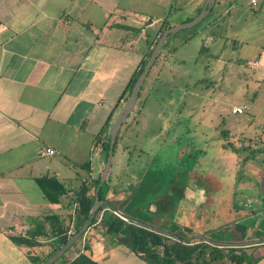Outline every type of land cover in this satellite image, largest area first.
<instances>
[{"label":"crops","instance_id":"1","mask_svg":"<svg viewBox=\"0 0 264 264\" xmlns=\"http://www.w3.org/2000/svg\"><path fill=\"white\" fill-rule=\"evenodd\" d=\"M205 1L0 0V264H33L28 252L44 257L51 251L55 238L48 224L46 236L31 248L10 238L26 236L47 216L58 215L69 233L75 230L77 205L70 199L82 183L100 177L106 161L102 144L128 100L134 73L163 27L189 21ZM261 67L264 60L251 69ZM47 148L55 153L48 154ZM225 150L206 155L205 165L194 166L192 173L195 168L207 172L208 183L221 184L239 166L238 155ZM133 172L128 162L113 173L109 169L105 199L117 209L128 210L138 193L148 197V187ZM149 176L157 188L158 175ZM48 177L67 191L58 202H49L40 187L38 179ZM248 220L242 233L253 237L262 221L259 216ZM203 221L195 223L194 232L213 224ZM263 233L258 229L254 240H264ZM253 249L260 257L256 264H264V243ZM78 252L97 264L119 252L144 260L124 235L105 233L97 219L60 264H68Z\"/></svg>","mask_w":264,"mask_h":264},{"label":"rangeland","instance_id":"2","mask_svg":"<svg viewBox=\"0 0 264 264\" xmlns=\"http://www.w3.org/2000/svg\"><path fill=\"white\" fill-rule=\"evenodd\" d=\"M251 1L215 0L198 24L167 38L133 111L117 132L111 173L128 162L129 173L142 177L147 188L149 175L157 174L166 184L173 172L203 167L206 155L236 147L242 158L249 156L239 163V179L253 183V173L264 174V69L247 64L264 60V0L256 5ZM235 106L244 112L232 113ZM253 139L260 148L243 150V142ZM226 201L218 212L224 217L232 215ZM179 204L183 206L182 200ZM253 257L242 264H256ZM100 263L149 264L124 252L105 256Z\"/></svg>","mask_w":264,"mask_h":264},{"label":"trees","instance_id":"3","mask_svg":"<svg viewBox=\"0 0 264 264\" xmlns=\"http://www.w3.org/2000/svg\"><path fill=\"white\" fill-rule=\"evenodd\" d=\"M164 26L163 28L166 29ZM162 32V31H161ZM151 53V50L149 54ZM146 58L142 60V63L138 70L134 73L132 80L129 83V92L132 89V86L139 76L145 62ZM103 152L105 158L107 157V152L109 148V137L103 142ZM197 180L207 179L206 173L197 172L195 175ZM41 189L46 197V199L55 203L58 202L59 198L67 193L65 187L55 178H39L38 179ZM99 176L95 178L91 183H82L75 191L73 197L70 199L71 202L77 205V213L76 216L79 219L76 224V228L72 233H69L68 225L64 224L58 217V215H51L45 217L41 222L37 223L30 231L27 232L26 236L21 235H11L10 238L14 244L18 246L25 247H33L39 244L38 239L46 236L47 232L45 231L46 224H48V231L52 237H54V241L52 244L51 251L45 255L44 257H39L37 255L27 253L28 259L33 264H41L44 260H46L49 256H51L55 251L73 234L78 228L83 224L85 218L88 215V212L93 204L95 188L98 184ZM105 191H106V180L101 186L99 190L100 199H105ZM181 194V192H180ZM139 200L134 199L130 201L131 204L142 202L147 198H144L141 193L137 194ZM135 211L143 210V205H138ZM169 208H167L168 211ZM122 213L131 216L139 221L147 223L151 226H154L159 229H166V225L170 222L167 220L165 224L157 223L151 220H146L144 218L138 217L136 214L127 213L128 210L123 211L118 209ZM166 211V212H167ZM161 212V211H160ZM102 213V217L100 219V225L103 227L105 233L109 234H122L125 236L127 244L130 246L132 251L139 256L140 258L147 261L149 264H214L217 261L221 263L223 261L232 262V264H242L245 262V259L248 260V256L253 255L252 251L244 252L243 249L245 247L239 248H224V247H216L211 244H208L202 240L192 239L187 243H184V239L193 234V231L185 228L183 232L170 231L171 233L177 235L179 240L168 237L165 234H160L155 231H151L147 228L138 226L134 223L128 222L112 211L107 209L106 207H100L95 217L92 221H94L99 217ZM153 215H150L152 217ZM83 235L79 238L81 239ZM78 239V240H79ZM77 240V241H78ZM75 241L69 248H72L76 245ZM85 248H87L85 246ZM252 248V247H249ZM229 252H224L225 250ZM67 250V251H68ZM234 250H239L240 253L237 254ZM64 254L53 264H60V261ZM259 258L253 257V262H257ZM68 264H97L95 260L89 257L84 252H78V254L68 263ZM253 264V263H249Z\"/></svg>","mask_w":264,"mask_h":264},{"label":"flooded vegetation","instance_id":"4","mask_svg":"<svg viewBox=\"0 0 264 264\" xmlns=\"http://www.w3.org/2000/svg\"><path fill=\"white\" fill-rule=\"evenodd\" d=\"M255 140L257 141V139L250 140L249 144L243 142V150L246 147H249L251 151L256 152L260 147ZM253 146H255V148H252ZM261 150H263L262 147ZM232 151H234L239 157L238 164L245 159H249V156H246L247 158H242L236 147H233ZM196 168L194 173H192L194 170L193 165L188 168L185 173H182L180 170L173 172L168 181H165L166 184L160 181L157 188L152 186L153 184L151 180V184L148 187L149 190L147 191L148 202L146 200L135 204L132 202V204H129L130 206H128L129 213L136 214L138 217L146 220H151V218H153V221L162 224H165L167 220H169L170 222L166 225V229L164 230L169 232L172 230L178 233H182L185 228L193 231V227L198 219L206 220L202 222L203 225L207 224L208 220H211L213 221V224L208 228L205 227L200 232L193 231V234H202L204 237L218 242H250L255 239L258 229L264 231L263 174H259L258 172L253 173L255 180L252 184L250 183V185H247L245 184L247 182L239 179L240 177L237 175L238 171L236 169L233 173H229V175L223 179L221 184L214 185L208 183L211 181H206V179L203 180V178L197 180L195 175L198 171L206 174L207 172L200 171ZM225 198L227 199L225 202L227 212L232 213L231 216L226 217L218 214L219 210L224 205L222 202ZM135 199L139 200V197H136ZM180 200H182L184 206V210L181 211L180 208L183 206L179 204ZM143 202H145V205ZM138 205H143V210L135 211V209L139 207ZM167 208H169L168 211ZM150 215L153 216L150 217ZM258 216L262 221L261 227L258 229L255 228L256 230L254 231L253 237L245 236L244 233H242L244 223H248V219L251 218L257 219ZM231 222L235 223L234 226H228ZM195 239L202 240L198 238ZM213 246L239 248L217 245ZM243 247L248 251H252V253L254 252V244ZM224 252L229 251L226 249ZM234 252L237 254L240 253L239 250H234Z\"/></svg>","mask_w":264,"mask_h":264},{"label":"water","instance_id":"5","mask_svg":"<svg viewBox=\"0 0 264 264\" xmlns=\"http://www.w3.org/2000/svg\"><path fill=\"white\" fill-rule=\"evenodd\" d=\"M215 0H206L205 4L202 8V10L189 22L184 23V24H179V25H173L170 26L169 28L164 29L159 38L156 41L155 46L153 47L148 59L146 60L139 76L137 77V79L135 80L130 95L128 97V100L126 101L125 105L123 106L121 112L119 113L116 121L114 122V124L111 127V131L109 134V148H108V152H107V157H106V161H105V165L103 168V171L99 177V181L98 184L95 188V195H94V201L93 204L88 212L87 217L85 218L83 224L78 228V230L73 233L56 251L55 253H53L51 256H49L46 260H44L41 264H53L54 262H56L67 250L68 248L75 242L77 241L82 235L85 234V232L87 231V229L91 226L92 221L95 217V214L97 212V210L100 207H106L107 209H109L110 211H112L114 214H116L117 216H119L120 218L134 223L138 226L147 228L151 231H155L157 233L160 234H165L168 237L174 238L176 240H179V237L167 230H162L159 228H156L154 226H151L147 223H144L142 221H139L131 216H128L124 213H122L121 211H119L110 201H108L107 199H100L99 197V190L101 188V186L103 185V183L106 180V176L109 172L110 169V164H111V158H112V154H113V149H114V145H115V140H116V136H117V132L119 130V128L121 127V125L124 123V121L126 120V118L130 115V113L133 110V107L135 105V101L139 96V92L141 89V86L148 74V72L150 71L151 66L154 64L156 58L159 56L160 51H161V47L163 42L171 35L176 33L178 30L180 29H185V28H190L195 26L196 24H198L206 15L207 13L210 11L213 3ZM202 239L207 243L213 244V245H217V246H228V247H243V246H249V245H253L256 243H264V240H253L250 242H242V243H226V242H218V241H212L206 237H204L202 234H193L189 237H187L186 239H184V243H187L188 241H191L192 239Z\"/></svg>","mask_w":264,"mask_h":264},{"label":"built area","instance_id":"6","mask_svg":"<svg viewBox=\"0 0 264 264\" xmlns=\"http://www.w3.org/2000/svg\"><path fill=\"white\" fill-rule=\"evenodd\" d=\"M251 3H252L253 5H256L257 1H256V0H252ZM247 64H248V66H249L250 68H257L258 65H259V62H258V60H253V61H248ZM231 111H232V113H238V114H240V113H243V112H244V107H233V108L231 109ZM46 152H47L48 154H50V155H52V154L55 153V151H54L53 149H51V148H47V149H46ZM101 217H102V213H101V214L99 215V217L97 218V221H100Z\"/></svg>","mask_w":264,"mask_h":264}]
</instances>
